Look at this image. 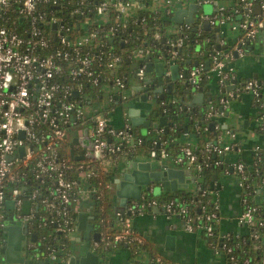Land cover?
Masks as SVG:
<instances>
[{"label": "built area", "instance_id": "1", "mask_svg": "<svg viewBox=\"0 0 264 264\" xmlns=\"http://www.w3.org/2000/svg\"><path fill=\"white\" fill-rule=\"evenodd\" d=\"M86 1L88 0H80V2ZM255 1L259 2V8L264 11L263 0H241V8L233 9V14L240 17V20L235 22H229L232 14L225 15L224 5L217 6L211 15L200 16L199 23H207L209 26L218 25L219 37L222 28L230 27L231 30L238 32L236 43L231 50L220 51L219 38L218 48L212 55L209 72L215 76L216 84L220 89L222 86H226L227 89V81L230 83L237 80L233 66L235 57H243L246 54V42L254 45L264 29V18L253 13ZM64 2L65 0H0V229L4 226L7 216H12L21 224H28L34 218L32 207L22 211L24 196L31 200L37 197L41 199V205L54 214L52 221L55 220L57 230L63 231L65 227H71L68 215L71 196L76 194L73 202L74 211L77 212L84 199L90 200V193L82 188H78L75 192L74 188L78 181L69 177V172L73 169L77 170L78 179L83 181L88 178H99V173L95 169L105 171L103 166H107L109 172V157L121 150L122 141H132L128 133L130 125L127 122L123 128L116 129L109 121V116L115 107L127 98L126 91L129 88L127 76L114 75L111 86L106 85L103 88L104 94L101 99L107 101L104 109L94 111L91 115H85L83 111V106L91 103L83 89L95 88L103 80L101 71L97 68L102 63L103 49L101 44H95L99 41L96 30L75 36L73 39L68 37L69 26L65 25V11L60 10ZM182 3L190 2L167 0V5L172 7V10ZM142 8L140 0H96L93 10L96 18H103V21L100 20L103 23L108 20L105 17L109 12H114L116 21L125 24L127 18ZM60 12L63 15H60ZM85 12L84 9L76 7L69 15H85ZM166 13H170V10H166ZM88 21L89 18L86 17L83 23ZM193 23L176 24L173 33L184 34ZM116 31L117 27L110 26L108 34L113 35ZM182 43L183 39L180 37L169 43L172 50L170 57L164 60L166 63L175 62L174 58L180 52ZM147 53L148 51L142 49L137 50V55L141 58ZM104 56L102 65L106 69L112 71L119 69L120 56L113 52L104 53ZM133 64L136 65L135 76V69L132 68L134 79L144 86L147 63ZM205 70L206 65L201 63H197L190 70V81L195 88L199 86ZM65 76L78 83L74 85L65 82ZM243 91L252 95L259 108L264 106L261 88L256 79L244 82ZM73 92H77V97L73 96ZM230 94L227 90V99H220L221 108L224 110L228 107ZM168 109L165 108L163 112L166 113ZM206 110V117L210 118L222 113L215 111L211 103L207 104ZM86 120L88 124L85 123ZM257 121V126L259 125L263 130L264 135L262 117L257 116ZM230 136L235 135L232 132ZM84 137L88 138L90 146L81 142ZM75 138L77 143L74 144ZM112 138L120 140L116 142ZM65 143L74 155L83 156L81 159L83 161L76 164L65 158L60 152ZM20 147L23 148V154L19 156L17 153ZM232 148L230 144L223 143L220 135L217 134V140L207 145L203 152L224 155ZM195 150L192 145L182 146L179 154L173 158V162L191 173L194 171V177L199 179L197 173L202 167L196 163L198 156ZM259 154L264 161V147L256 151L255 155ZM149 156L168 159V153L164 149L159 153L152 149ZM87 158L89 161H85ZM91 163L94 165L91 166ZM222 163L221 160L216 162V164ZM207 165L206 163L205 166ZM232 167L238 176L241 189L242 211L238 222L250 227L256 223L254 218L256 207L250 201L252 190L246 174V165L244 162L236 161ZM225 170L227 171V167ZM262 171L264 172V167ZM256 173H259L258 169ZM31 180L44 186L40 188L36 183L37 187L30 188V192L24 195ZM105 187L112 190V182L107 183ZM42 189L43 194L40 192ZM210 191L208 188L202 190L199 187V192L207 197V202L213 208L211 212L204 214L205 221L195 218L186 205L175 199L160 203L155 198L146 199L144 195L132 200L121 211L116 210L115 214L119 217L125 212L130 216L160 205L167 216L181 218L188 232L200 230L212 236L219 222V215L215 201L209 197ZM9 200L12 202L11 208L7 207ZM108 205L111 207L109 200ZM202 210L204 212V206ZM258 225L263 223L259 222ZM73 230H68L69 236ZM232 237L233 234L229 233L222 235L218 245L228 264H236L233 247L230 245ZM113 241L114 245L144 244L143 237L130 226L128 217L122 219L120 227L113 235ZM92 246H97V241H94ZM50 256L54 258V254ZM99 257L100 263L103 264L104 257L100 255ZM155 262L162 264L159 257H155ZM243 263L255 264L249 259H244Z\"/></svg>", "mask_w": 264, "mask_h": 264}, {"label": "trees", "instance_id": "2", "mask_svg": "<svg viewBox=\"0 0 264 264\" xmlns=\"http://www.w3.org/2000/svg\"><path fill=\"white\" fill-rule=\"evenodd\" d=\"M95 1L96 0H88L86 2H80V0H65L64 4L60 8V10L65 11V25L69 26V30L67 31L69 38L73 39L75 36L87 34L92 30L98 31L99 34V41L98 43L95 42V44H101L103 56H101L102 63L100 64V67L97 68L100 69L103 80H101L100 84L95 88L85 87L83 89L86 95H90L88 101H99L104 94L103 88L106 85L109 87L111 86V79L114 75L127 76V84L129 86L131 81L134 79L132 70V64L134 62L140 64L143 62H153L155 59L167 60L170 57V51L172 50L169 43L174 42L179 37L183 39V43L180 47V52H178L174 58L176 63L184 65L186 59H191V63L196 61L197 63H201L203 65H206V62L208 61L210 66L212 55L218 48L217 33L214 31V28L218 25L209 26V28L206 29L204 24L199 23L201 16L200 13L195 16V22L190 24L189 30H187L184 34H176L169 31L173 24L171 16L174 11L170 6H167L166 8L154 9L150 6L151 0H140L144 4L143 8L138 10L133 16L127 18L125 24L119 20L116 21V15L114 12H109L108 16L105 17L108 20L103 23L101 22L103 21V18L98 19L94 15L93 8ZM180 1L192 3L199 2L200 0ZM258 3V1L253 3V13L258 14L260 18H264V11L259 8ZM240 4H242L241 0H227V4L225 5V15L232 14L229 22L240 20L238 15L233 14L234 7H240ZM76 7L84 9L86 11L85 15H69L70 11ZM168 9L170 10V13L167 14L166 10ZM60 15H63L62 12H60ZM86 17L89 18V21L84 24L83 20ZM110 26L117 27V31L113 35L108 34ZM51 41H53V38ZM231 48L232 47L224 51V49L220 47V51L226 52L231 50ZM139 49L148 51L146 56L143 58L139 57L137 55V50ZM107 52H113L115 55L120 56L121 65L118 70L112 71L106 69L102 65L105 59L104 53ZM208 74L209 69L204 71L203 78L199 86L196 89H192V92L189 91L188 94L183 92V89L185 88L183 82L177 83V90L181 91L178 96L183 98V100H189L191 93L195 92L198 88H201L202 91L207 90L206 78ZM250 79L254 78H248L245 82ZM64 80L65 82H69L74 85L78 83L75 80H71L67 76L64 77ZM243 84L244 83L239 81L238 86L240 91H243ZM215 85L216 87L213 91H210L206 102L203 104L195 105L189 110H184L182 105H174L176 118L173 117L172 108H169L165 113L167 120V132H165L163 128L157 130L148 126L147 132L141 133L139 126L131 125L128 133L132 141H122L121 150L109 157V172L99 171L98 168L95 169L99 173V178H88V180L83 181L78 179L77 170L73 169L69 172V177L75 178L78 181L74 191L76 192L78 188H82L90 193V202L92 203L93 214L92 222L95 226V230L99 233L97 246L92 247L101 257H103L105 252L114 245L113 235L119 228L115 227L116 222L120 221L121 225L122 219L127 217L125 212H123L121 216L117 217L115 212L120 209H112L108 205V200L110 199L112 190L105 187L107 183L111 182V175L121 166V163L131 160L138 155L149 156L152 149L156 150L157 153H159L161 149L166 150L168 153V159L173 161V158L179 154L182 146L192 145L196 148L195 151L198 156L196 163L202 167V169L198 171L197 175L200 176L199 184L200 186L203 185L204 189L207 188L208 182L214 173H217L222 168L225 169L223 155L203 152L207 145L212 144L217 140L218 133L216 129L212 130L209 127V124L214 122V118L206 117L207 104L211 103L215 108V111L218 112L221 108L220 99H227L228 97L226 86H222L220 89L218 88L216 81ZM91 89H93V91H91ZM261 96L264 103V95L262 91ZM257 116L262 117V121L264 123V106L259 108ZM85 123L88 124V120H86ZM184 125H187L186 132L184 131ZM255 131L258 134H263V130H261L259 125L255 127ZM184 133H191L193 135V144L181 142L180 137ZM112 139L116 142L120 140L116 138ZM230 145L233 147L232 150L239 148L236 141H232ZM60 152L65 156V158L76 162V164L83 161L81 159L76 160L70 155V150L66 143L62 146ZM260 157L261 154L254 155L250 163H245L246 174L252 190L250 201L256 207V211L254 213L256 223L247 227V232L245 234L238 236L233 234L234 237L231 238L230 245L233 247L236 264H244V259H249L251 263L264 264V172L262 171L264 161ZM220 160L223 163L216 164V162ZM85 161H89L88 158ZM237 162L243 161L237 160ZM206 163L208 164L207 166H205ZM91 164V166L94 165V163ZM256 169L259 170V173H256ZM99 182L101 183L99 184ZM36 183L40 188L44 186L43 184H39V182L31 180L30 183L27 184V190L24 191V195L30 192V188L32 189L33 187H37ZM40 192L43 194V189ZM75 196L76 194L71 196L72 202L69 205L68 212L69 225L71 227H65L63 231L57 230L55 220L52 221L54 214L41 205V199L39 197L31 200L24 196L22 211H26L28 208L31 209L32 207L35 214L34 218L26 224L28 230L35 234V241L31 242V246L39 249L40 253H44V255H51L61 252L63 256L67 257L72 245L68 230L75 228L74 226L77 219V212L74 211L73 202V198ZM144 196L146 199L155 198L160 203L170 199H175L182 205H186L190 213L193 214L195 218L203 221H205L204 214L213 210L212 206L207 202V197L198 191L192 192L188 190H181L175 195L162 192L158 196L144 192ZM256 196H259L258 202H256ZM203 206L204 212L202 210ZM259 222H262L263 225H258ZM202 233L206 235L204 232ZM206 236L212 238V240L215 241V244H217L218 241L215 229L212 236ZM126 246L128 247L131 256L135 258V261H133L134 264L143 263V261H140L142 259L139 257L143 258V253L148 251L149 247L145 243H128Z\"/></svg>", "mask_w": 264, "mask_h": 264}, {"label": "crops", "instance_id": "3", "mask_svg": "<svg viewBox=\"0 0 264 264\" xmlns=\"http://www.w3.org/2000/svg\"><path fill=\"white\" fill-rule=\"evenodd\" d=\"M151 3L154 9L166 8L168 6L167 0H152ZM192 3H196L199 6L198 12L194 13L195 17L199 13L211 15L217 6H225L227 0H200L199 2ZM189 4L190 3H182L181 5L174 7L173 10L180 7L187 8ZM205 5H210L209 13L201 11V8ZM175 27L176 24L173 23L169 31L173 33ZM231 33L227 29L222 28V33L219 38L220 46L224 51L236 43L238 32L232 30ZM259 43L260 37L254 45L256 46V44L258 45ZM259 50H261L260 47H255L251 51L246 50L247 54L243 57H235L233 66L238 82L236 85L234 83L228 85L229 92L231 93L229 95L228 107L220 115L214 117L216 131L218 132L217 134L220 135L222 142L230 144L232 141H236L239 147L238 149L231 150L223 155V161L225 167H227V171L222 168L217 173L213 174L217 177L214 180L213 189H211L209 197L215 201L218 209L219 222L215 227L218 241L217 244H215V241L212 240V238L207 237L200 230L188 232L184 228L181 218L178 216H167L160 205L155 207L152 206L143 210L141 213L137 212L130 216L127 215L130 226L143 237L144 243L149 247V250L143 253V258L139 257L142 259L140 261L147 262V264H157L155 262V257H159L162 264H228L225 255L218 249L221 236L228 233L238 236L247 232V227L238 222V218L242 211L240 204L241 189L239 187L238 176L232 166L237 160H242L244 163H250L256 151L264 147V135L258 134L255 131L258 122L257 115L259 113V107H257L252 95L249 92L240 91L238 86L239 81L244 83L246 79L254 78L260 84L261 91L264 95V56ZM188 60L191 59H186V61ZM186 61L184 65L179 66V71L181 73L184 69L190 67ZM159 62L164 63L166 73L169 74V66L171 64H168L161 59H155V61L151 63L152 65H158ZM157 69L159 70V67L153 68L152 71L147 72V77L151 78L155 76V71ZM215 81V76L209 72L206 78L207 90L202 91L203 103L206 102L210 91H213L216 87ZM137 86H141V84L134 79L126 91V94L130 98L122 102L120 105H117L109 116L111 125L116 129L123 128L126 122L131 126V118H137V116H139L143 119L137 126H139L141 133H146L147 127H152V124L158 120L153 113L148 111V105L145 102L140 101L139 98L142 96V91L138 92L137 89H135ZM118 108L127 110V112L123 113V111L118 110ZM130 111L134 112L132 116L128 115V112ZM146 121H149L150 125L147 126L146 124H143V122L146 123ZM232 132L235 135L234 137L230 136V133ZM180 139L182 143L193 144L194 142L191 133H184L181 135ZM133 159L139 162L150 161L155 166L166 164L171 168L182 169L185 171L188 179H191L194 176L193 173L183 169L169 159H156L145 155H138ZM128 161L130 162L131 160L121 163V168L119 167L115 173L113 172L111 175L112 192L109 201L112 209H120L119 211L125 207L120 206L118 199L115 197L116 188L114 180L118 175L125 172L127 166L125 162L127 163ZM210 180L207 185L208 189L210 186ZM199 187L200 184L197 186L189 184L187 190L196 192L199 191ZM161 193H156L154 195L158 196ZM170 194L172 195V193ZM142 195H144V192H142ZM87 212L89 213V216L87 217L86 225L92 223L90 215L92 216L93 214L92 203L89 199H84L78 208L77 218L79 214ZM77 220L78 219H76L75 228L70 234L72 245H78L80 243L81 233L84 231L82 228L78 230ZM115 227H120V221L116 222ZM94 232H97L95 227L90 231V236ZM28 233L29 235L34 234L29 230ZM94 241L97 240L90 237L89 247L92 250H94L92 248V243ZM103 257V264H134L133 261H135V258L131 256L128 247L122 244L113 245L105 252Z\"/></svg>", "mask_w": 264, "mask_h": 264}, {"label": "water", "instance_id": "4", "mask_svg": "<svg viewBox=\"0 0 264 264\" xmlns=\"http://www.w3.org/2000/svg\"><path fill=\"white\" fill-rule=\"evenodd\" d=\"M199 6L196 3H190L187 8H178L173 11L171 16V21L175 24H181L183 22L193 23L194 13L198 12ZM55 26V25H54ZM207 29L209 25L204 24ZM217 33V41L219 40L220 28H214ZM112 42V41H111ZM246 50H253L255 47H260V53L264 56V29L260 35V45H251L246 42ZM190 67H187L182 71H179V66L176 62H172L169 66L170 73H166V68L163 62H159L158 65H152L148 62L146 64V72L152 71L153 68L159 67L155 71V76L146 77L144 80V86H137L135 89L137 91H142V96L139 98L140 101L145 102L148 107V111L153 113L158 119L157 122L152 124L153 129L163 128L167 132V120L165 117V108H172L173 117L176 118L175 106L182 105L184 110H189L195 105L203 104V93L202 89L198 88L195 92L191 93L189 100H183L178 96L181 91L177 90V83L183 82L184 93L192 92V89H196L190 81V70L197 65L194 61L191 63L190 60L186 61ZM132 68H136L135 64H132ZM209 69V62H206V70ZM136 75V69L134 70V76ZM231 83L236 85L237 80L227 81V90L229 91V86ZM166 89V90H165ZM73 96L77 97V92H73ZM130 98L127 95L126 100ZM164 102V103H161ZM122 110L123 113L127 110L118 108ZM220 111L224 112V109L220 108ZM128 115H133L134 112H128ZM141 117L137 116L131 118V124L137 126L142 122ZM147 126L150 125L149 121L143 122ZM210 129H215V123L211 122L209 124ZM187 125H184V131L186 132ZM86 133V130L84 131ZM22 136V133L20 134ZM81 142L85 145H89L88 138L84 137ZM73 143H77V139H73ZM23 154V148L20 147L17 155ZM70 155L76 159H83L81 155H74L73 151H70ZM126 170L124 173L118 175L115 178V197L118 199L120 206L126 207L132 200L139 199L142 196V192H148L149 194H159L161 192L176 194L178 191L187 190L189 184L197 185L199 184V179L197 177L188 179L185 171L182 169H176L168 167L166 164H159V166L153 165L150 161L139 162L135 159H131L129 162H125ZM130 164V165H129ZM129 165V166H128ZM121 168V167H120ZM124 168V165H123ZM216 175L212 176L210 180L209 189H213L214 180ZM203 190V185L200 186ZM199 192V191H198ZM256 202L259 201V196L255 197ZM117 201V200H116ZM7 207H12V202L7 201ZM89 213H83L78 215L77 228L83 229L81 233L80 243L78 245H71L70 251L67 257L63 256L61 252L54 254V258L50 255H44L40 253L39 249L31 246V242L35 241V235L28 233V228L26 224H21L14 220L12 216H7L5 219V224L0 229V264H101L100 258L94 250L89 247L90 237L94 240H98L99 233L94 232L90 236V231L94 229L93 222L86 225L87 217ZM90 219L93 221V215H90ZM84 224V225H83Z\"/></svg>", "mask_w": 264, "mask_h": 264}, {"label": "rangeland", "instance_id": "5", "mask_svg": "<svg viewBox=\"0 0 264 264\" xmlns=\"http://www.w3.org/2000/svg\"><path fill=\"white\" fill-rule=\"evenodd\" d=\"M141 4H142V6H144L143 2H141ZM150 6H151V8H153L152 7V3H151ZM130 10H132V8ZM201 11H204L206 13H209V11H210V5H205L203 8H201ZM227 30L230 33L232 32V30L230 29V27H228ZM231 34H234V33H231ZM133 81H134V79L131 82H133ZM91 91H93V89H91ZM89 96L90 95H88V94L86 95V97L88 99H89ZM106 105H107V101H106V99L103 98V99H100L99 101H92L89 105L88 104H85L83 106V111H84L85 115H91V114L94 113V111H99V110L104 109V107H106ZM103 169L105 171H107L108 167L107 166H103Z\"/></svg>", "mask_w": 264, "mask_h": 264}]
</instances>
